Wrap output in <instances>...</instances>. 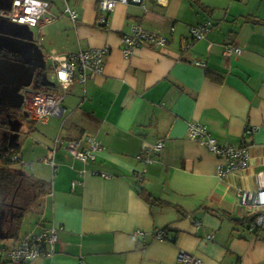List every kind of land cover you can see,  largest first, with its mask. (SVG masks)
I'll list each match as a JSON object with an SVG mask.
<instances>
[{
    "label": "crops",
    "instance_id": "obj_1",
    "mask_svg": "<svg viewBox=\"0 0 264 264\" xmlns=\"http://www.w3.org/2000/svg\"><path fill=\"white\" fill-rule=\"evenodd\" d=\"M10 1L0 0V10ZM46 1L55 17L36 27L0 21L14 40H8L10 60L38 75L29 92L37 94L41 82L60 93L52 66L66 54L103 47L109 53L102 75L65 88L63 117L24 118L30 129L19 157L50 190L29 207L15 237L8 220L0 222V248L54 226L53 255L31 264H178L180 251L202 264H264V229L250 230L257 212L248 207L255 177L264 174V26L244 19L264 20V0L118 3L106 26L95 24L97 0ZM67 7L77 13L74 21ZM205 21L211 30L184 50L190 28ZM133 24L165 37V46L141 47L125 58L121 38ZM225 44L241 53L224 58ZM46 65L55 82L39 77ZM190 122L207 126L222 145L247 146L248 168L219 179L216 167L224 159L187 140ZM56 137L83 145L92 137L100 149L93 162L82 163L59 147L53 154ZM159 141L164 147L148 155L150 163L140 159ZM159 231H166L165 240L155 238Z\"/></svg>",
    "mask_w": 264,
    "mask_h": 264
},
{
    "label": "built area",
    "instance_id": "obj_2",
    "mask_svg": "<svg viewBox=\"0 0 264 264\" xmlns=\"http://www.w3.org/2000/svg\"><path fill=\"white\" fill-rule=\"evenodd\" d=\"M145 0H97L98 17L95 24L97 26H106L107 17L118 3L128 4L134 3L143 5ZM65 12L74 21L77 13L74 10L66 8ZM54 15L50 11V5L46 0H12L9 9L0 10V18L7 19L14 24L36 27L43 20H52ZM212 24L210 21L193 26L189 30V43H185L184 50H187L191 44L201 40L211 30ZM167 39L158 34L145 30L138 24L130 26L129 33L121 38V52L125 58H130L134 51L141 47L155 48L165 46ZM211 49V44H208L207 50ZM109 53L108 48H89L78 50L75 53L66 54L61 59L55 60L52 69L56 74L60 89L62 91L72 83L85 85L86 82L95 76H100L104 73V58ZM241 48L233 44H225L222 56L230 58L233 55H239ZM195 65L204 67L205 64L199 61L193 62ZM63 95L60 93H25L24 108L35 119L40 122L46 121L49 117L61 118L65 115V108L62 106ZM256 130L255 127L248 128L247 131L252 133ZM187 140L196 143L197 145L207 149L210 153L218 158L224 159L223 164H218L216 167V176L219 179L224 178L228 174L235 171L246 170L249 166L250 151L247 146H225L220 144L210 133L207 126L199 122H190L186 130ZM62 148L64 152L72 158L79 160L82 163H91L95 160V152L100 149V144L92 137L85 139V145L81 140L63 141L60 137H56L52 153H55L57 148ZM164 147V144L159 141L154 146L144 150L140 159L145 163H150L148 157L151 153H158ZM147 155V156H143ZM16 159V157H13ZM49 164L53 166V161ZM256 192L255 200L248 204V207L257 212V215L250 225V230L255 231L264 229V174L258 173L255 177ZM238 196L243 197L241 191ZM195 226L198 228L200 223L195 221ZM142 236V232L135 233ZM165 231L156 232L157 240H165ZM211 236H207L211 240ZM58 242V230L54 226L43 229L38 233L29 234L17 239L11 246L0 248V261L15 264H31L38 258H49L53 255L54 246ZM178 264H202L201 260L180 251L177 255ZM84 264V263H81Z\"/></svg>",
    "mask_w": 264,
    "mask_h": 264
},
{
    "label": "trees",
    "instance_id": "obj_3",
    "mask_svg": "<svg viewBox=\"0 0 264 264\" xmlns=\"http://www.w3.org/2000/svg\"><path fill=\"white\" fill-rule=\"evenodd\" d=\"M196 3L204 12L209 11L201 3ZM244 19L250 23L264 26L263 19L252 16H246ZM208 76L214 81L219 80L214 74L208 73ZM35 90L46 94L57 93L53 86L39 83ZM20 150V148L15 147L0 149V222L4 224L8 220L10 233L14 237L21 227L29 207L36 199L46 196L50 190V183L36 179L25 171L24 164L19 157ZM141 195L150 203L163 204L148 193L141 192Z\"/></svg>",
    "mask_w": 264,
    "mask_h": 264
},
{
    "label": "water",
    "instance_id": "obj_4",
    "mask_svg": "<svg viewBox=\"0 0 264 264\" xmlns=\"http://www.w3.org/2000/svg\"><path fill=\"white\" fill-rule=\"evenodd\" d=\"M0 62V100L8 102L10 108L20 110L24 103L25 92L35 85H33L35 81H40L38 75L35 74L33 67L10 60H0ZM24 114L27 115L26 112Z\"/></svg>",
    "mask_w": 264,
    "mask_h": 264
},
{
    "label": "rangeland",
    "instance_id": "obj_5",
    "mask_svg": "<svg viewBox=\"0 0 264 264\" xmlns=\"http://www.w3.org/2000/svg\"><path fill=\"white\" fill-rule=\"evenodd\" d=\"M12 0L10 1L11 4ZM10 4L5 7L1 8V10H7L9 9ZM0 21H5L6 23L11 25V22H9L7 19H0ZM14 24V23H12ZM20 26V25H17ZM10 41H14L12 39H9ZM10 47V43L7 41L6 43ZM41 76H46L48 81L55 82L54 75L50 73L48 66L44 67V74L41 72ZM30 90H28L26 93H28ZM36 91V90H34ZM38 92V91H36ZM40 93V92H38ZM60 94L64 95V92L60 90ZM19 113H23V111L17 110V109H9V113L7 114L3 125L4 128L0 131V145H7L8 147H16L18 148L22 141L26 139V133H29V123L25 121L24 115L19 116ZM30 140L27 142V144H30ZM33 145V143H31ZM50 158L52 157V154H50ZM27 172V170H25ZM28 173V172H27ZM37 203H33V206L36 207ZM31 212H27L26 217L31 216ZM25 225V224H23Z\"/></svg>",
    "mask_w": 264,
    "mask_h": 264
},
{
    "label": "flooded vegetation",
    "instance_id": "obj_6",
    "mask_svg": "<svg viewBox=\"0 0 264 264\" xmlns=\"http://www.w3.org/2000/svg\"><path fill=\"white\" fill-rule=\"evenodd\" d=\"M0 23H2V22H0ZM1 27H2V24H0V60L1 61H3V60L8 61V60H10L9 53H8L9 46L6 44L7 41L9 40L8 33L5 32L6 30L5 29L3 30V28H1ZM9 109H12V108L9 107L8 102L3 101V99H1L0 100V131L4 128L3 122H4L7 114L9 113ZM21 111H23L24 113L26 112L27 115L24 113H19V116L24 115V118L30 117V114L24 108V106H22ZM5 147H8V146L7 145L5 146L3 144L0 145V149H3Z\"/></svg>",
    "mask_w": 264,
    "mask_h": 264
}]
</instances>
